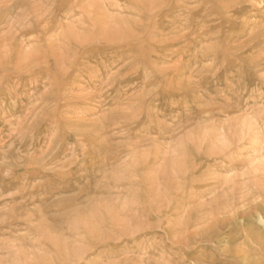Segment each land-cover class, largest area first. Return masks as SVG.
Wrapping results in <instances>:
<instances>
[{
    "label": "rangeland",
    "instance_id": "1",
    "mask_svg": "<svg viewBox=\"0 0 264 264\" xmlns=\"http://www.w3.org/2000/svg\"><path fill=\"white\" fill-rule=\"evenodd\" d=\"M0 264H264V0H0Z\"/></svg>",
    "mask_w": 264,
    "mask_h": 264
},
{
    "label": "bare ground",
    "instance_id": "2",
    "mask_svg": "<svg viewBox=\"0 0 264 264\" xmlns=\"http://www.w3.org/2000/svg\"><path fill=\"white\" fill-rule=\"evenodd\" d=\"M193 2V1H192ZM144 3V2H143ZM157 3V2H156ZM152 11V10H151ZM133 28H135V27H133ZM137 28V27H136ZM164 30V29H163ZM163 32V31H162ZM103 42V41H102ZM109 42V41H108ZM112 43H114V42H112ZM145 44V43H144ZM64 47V46H63ZM138 48V47H137ZM61 50V49H60ZM65 50H66V48H65ZM15 106V105H14ZM24 133V132H23Z\"/></svg>",
    "mask_w": 264,
    "mask_h": 264
}]
</instances>
